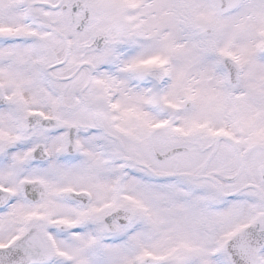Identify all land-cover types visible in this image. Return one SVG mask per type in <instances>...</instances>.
Listing matches in <instances>:
<instances>
[{"label": "snow or ice", "instance_id": "obj_1", "mask_svg": "<svg viewBox=\"0 0 264 264\" xmlns=\"http://www.w3.org/2000/svg\"><path fill=\"white\" fill-rule=\"evenodd\" d=\"M0 264H264V0H0Z\"/></svg>", "mask_w": 264, "mask_h": 264}]
</instances>
